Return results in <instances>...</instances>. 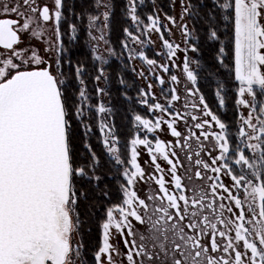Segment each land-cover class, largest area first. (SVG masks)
<instances>
[{
	"label": "snow or ice",
	"instance_id": "6c2138e0",
	"mask_svg": "<svg viewBox=\"0 0 264 264\" xmlns=\"http://www.w3.org/2000/svg\"><path fill=\"white\" fill-rule=\"evenodd\" d=\"M172 2L175 5L176 0ZM179 3L181 22L177 24L176 17L167 14L165 19L180 29L187 44L192 32L183 21L185 16L194 13L189 0H179ZM54 5V9H50L48 4L41 6L37 0H15L14 4L0 0V264H84L83 245L74 242L73 233L80 226L76 211L78 201L81 197L86 199L87 194L77 193L74 180L78 177L98 180L94 175L98 157L86 142L84 147L91 160L78 164L73 120L87 136L92 127L86 121V114L94 111L99 117L98 127L107 153L117 165L124 163L113 126L104 119L111 109L102 101L96 105L91 103L82 64L74 68L80 85L74 93V101L62 90L65 80L59 53L63 50L60 30L63 0H54ZM95 7L98 14L88 15V36L95 41L91 45L92 57L101 64L94 77L99 82L107 79L103 65L108 60L100 52V45L101 42L108 44L105 34L111 12L107 0H95ZM102 7L105 10L99 12ZM214 7L223 13L224 20L233 21L234 80L238 82L236 131L230 132L229 126L209 108L203 95L199 96V103L203 105L204 118L191 115L195 122L193 127L200 130L199 135L189 128V135L182 137L176 124L185 117L171 113L160 103L149 105V112H167L172 119L157 117L153 121L135 115L133 120L148 133L167 125L170 135L177 139L175 143L159 137L153 143L147 136L139 135L131 139L127 160L130 168L125 167L122 173L126 179V184L121 185L123 199L106 211L103 243L94 253L95 264H118L114 256H122L119 264L125 261L126 264H264V99L257 102L258 96H264V0H214ZM137 8V0H127V16L140 31L143 21ZM49 21L55 25V43L45 41L48 47L44 51L57 53L55 70L34 47H19L25 33L30 38L42 39ZM147 21L143 34L159 33L169 60L178 51L185 52L183 73L195 86L197 75L190 68L188 48L181 49L179 44L174 45L164 38L162 27L171 30L168 25H161L158 15H148ZM69 27L76 32L75 25ZM93 30L99 35H94ZM123 31L126 39L121 43L129 51V59L139 58L149 66L155 65L157 61L148 58L144 51L129 48V41L143 45L141 37L127 27ZM217 38V31L210 27L209 39ZM106 51L113 54L111 48ZM191 51H197L195 45L191 46ZM224 53L225 48L220 47L221 64ZM160 67L164 72L169 71L167 64ZM156 78L160 84L165 83L161 77ZM170 79L178 82L176 75ZM148 88L150 91L152 85ZM222 90L223 85L216 91L221 107L225 105ZM187 92L196 94L191 88ZM104 94L105 89L97 86L96 95ZM140 95H146L143 89ZM170 95L169 105L180 99L176 88L170 89ZM141 102L148 103L146 99ZM186 107L195 109L198 105ZM241 108L247 109L246 115ZM201 137L212 146V151L208 152L211 163L199 158L205 150ZM192 138L200 149L195 153V177L203 180L207 172L214 174L207 176V189L186 186L178 172L183 163L175 148L188 149L187 159L191 162L189 141ZM137 146L147 149L151 164L159 173V176L148 177L158 186V191L145 198L135 190L137 181L145 178L144 169L138 163ZM213 152L218 154L213 155ZM158 157L169 165L170 182L165 179ZM222 174L230 178V185L221 180ZM112 229L122 238L123 253L110 243Z\"/></svg>",
	"mask_w": 264,
	"mask_h": 264
},
{
	"label": "trees",
	"instance_id": "16d2710c",
	"mask_svg": "<svg viewBox=\"0 0 264 264\" xmlns=\"http://www.w3.org/2000/svg\"><path fill=\"white\" fill-rule=\"evenodd\" d=\"M113 1V0H112ZM222 1V0H221ZM94 0H63V19L60 23V30L62 33L61 40L63 50L59 53L62 60L61 71L63 72V79L65 84L62 85V90L66 94L75 99L74 93L78 92L79 88L76 86L74 68L77 64H82L85 68L84 78L90 74L92 79L96 75V66L89 67L88 54L82 44L76 41H71L68 37L69 25L73 24L82 31L86 15L93 13ZM192 5L191 11L194 13L188 17L189 23L194 30L195 40L194 44L197 51L194 53L197 67V89L199 93L204 96L205 101L215 111L218 117L229 126L230 132L234 133L236 130V117L237 112L234 106L236 98L237 82L234 80V34H233V21L232 19L224 20L222 12L214 7V0H189ZM110 15V42L116 39L123 41L125 37L124 28H128L126 19V5L124 0H114ZM155 4V5H154ZM156 7L160 12L169 14V4L166 0H143L142 5L139 3L137 14L142 20H146L147 15H152ZM214 28L217 31V39H209V30ZM77 36L78 35L77 32ZM114 36V37H113ZM113 37V38H112ZM79 38V37H78ZM83 39V38H82ZM220 42V45H219ZM120 44V42H119ZM220 47L225 48L223 55V64L219 63L218 53ZM125 60H117L112 58L108 63V85L112 96L113 118L116 128V134L119 142L124 148L127 146L128 138L132 133V118L136 114L137 108L135 104V86L125 91L126 97L119 96L121 81L124 82L125 78L122 76L126 73L125 69L117 68L120 65L126 64ZM120 73L122 75H120ZM90 82V78H86ZM223 85L222 95L225 98V105L221 108L217 105V100L214 91ZM134 95V98L131 97ZM136 107V109L134 108ZM132 112V113H131ZM84 136V132L73 120V141L79 157V163H87L90 161L88 150L84 144L91 142L94 146L93 152L98 157L95 174L99 177L96 182L93 180H86L84 178H76L74 180L77 193L84 191L87 198L81 197L78 201L77 212L80 218V236L84 245L82 255L84 264H95L94 251L99 242L98 235V217L106 208L118 204L121 195L116 186L118 181L117 176L120 173L117 168L112 166V160L100 149V144L95 142L97 138L96 131ZM107 156V159L105 158ZM110 160V161H109ZM117 167V166H116ZM108 174L113 175L115 178L109 180ZM107 193V195H105Z\"/></svg>",
	"mask_w": 264,
	"mask_h": 264
},
{
	"label": "rangeland",
	"instance_id": "374dc122",
	"mask_svg": "<svg viewBox=\"0 0 264 264\" xmlns=\"http://www.w3.org/2000/svg\"><path fill=\"white\" fill-rule=\"evenodd\" d=\"M113 1L107 0V3L110 5V12L112 10V5H113L112 2ZM166 1L169 4V9H170V11H169L170 13L167 15L176 17L177 24H179L181 22L180 21L181 6L179 3V0H176L175 5H173L172 0H166ZM124 2L126 5V10H127V0H124ZM139 3L142 5L140 0H137V4H139ZM93 7H94L93 13H89V14H92V15L98 14L97 9L95 7V0L93 2ZM104 10L105 9L102 7L99 9V12H103ZM153 12L154 13L152 15H158L160 17L161 25L162 26L168 25V28L171 30V31H168L162 27L164 38L168 39L174 45L179 44L181 49L188 48L186 55L189 59L190 68L196 74L198 65H197V63L195 61V57H194L195 52L191 51V46H192V43L194 44L195 35H194V30H193V28L190 25L189 20H188L189 16H185V19L183 21L184 23L188 24L189 30L192 32V35L188 38V43L186 44L185 43V37L182 34V32L180 31V29L178 27H174L168 23V21L165 19V13L160 12L156 7H154ZM89 14L86 15V19L84 21L82 31L79 33V30L76 28V32L73 33L71 31V28L69 27L68 37L71 41H74V40L76 41V39H78V43L79 44L81 43L82 46H84V49L88 54V58H89V65L88 66L91 67V66L95 65L96 68L98 69L99 67H101V64L99 61H95L92 57V54H91V45L94 44L95 41H91L89 36H88V31H89L88 15ZM221 14L223 17V13H221ZM125 15H126V19L128 22V28L131 31H133L136 35H139L141 37V40L144 42L143 45H141V44L133 43V42L129 41V48L135 49L136 51H141V50L144 51L148 58L156 60L157 63L155 65L149 66L145 61H142L139 58L130 60L129 59V51L122 47V43H121L122 40L121 41L119 40V42H120V44H119V42L116 39H114L113 38L114 36H113L112 37L113 40L110 42L109 39H111V37H110V26H109V28L106 30V34H105V39L108 41V44L105 45L103 42H101L100 52H102L104 54V56L108 60V63L112 58H116L118 61L124 60V58H125V60L128 62V63L126 62L127 65L126 64H123V65L118 64L119 66L117 67V68L126 70V73H124L123 75L120 73V75H122L125 78V80L123 83H120V85H119V87H120V90L118 91L119 96L121 98H122V96L125 98L126 97L125 91H127L128 89H131L132 86H135V89H136L135 98L133 95L131 97V99H133V98L135 99V104H136V107H138V108H137L136 114H133V117L135 115L139 114L143 118L151 119L153 121L157 117H163L164 119H172V116H170L167 112L161 113L158 110H154L152 112H149V110H148L149 105H152L155 103H160L166 109H169V111L171 113H173V114L180 113L181 116L185 117V119L179 120L176 124L177 130L182 133V137L185 135L186 136L189 135V131H188L189 128H191L192 131H195L197 133V135H199L200 130L195 129L193 127L194 121L191 120L189 114L193 113L196 116L204 118L203 113L201 111V109L203 108V105H200V103H199V96L201 94L199 93V91L196 92L197 85H195V86L192 85V83L186 79V76L183 73V62H184L185 52L184 51H178L176 53V56L172 57V60H169L168 55H167V49H165L163 47V43L160 39V34L156 33L155 31L149 32L147 35L143 34L144 25H146L148 23L147 17H146L145 21L141 19L143 21V24L140 25L141 30L137 31L136 26H134L132 24L131 20L128 18L127 11H126ZM101 20H102V17H101ZM70 25H73V24H70ZM77 32H78V35L80 34V36H77ZM93 34L99 35V33H97L95 30H93ZM73 36H75V38H73ZM125 39H126V37H124L123 40H125ZM219 45H220V42H219ZM106 48H111L113 50V54L110 55L106 51ZM157 53H160V55H157ZM47 56H49L48 60L52 63L53 70H55V59H56L57 53L55 52V50H53V52L52 53L50 52V54H48ZM59 56H60V54H59ZM173 61H174V63H173ZM61 62H62V60H61ZM108 63L106 65H103L104 70H105V76L107 77V79H108V69H107ZM162 64L168 65V67H169L168 72L163 71V69L160 67V65H162ZM97 69H96V75L98 74ZM141 73H143V76L140 75ZM172 75H176L178 77V82H172L171 81L170 77ZM157 76L161 77L165 81V83L160 84L158 79L156 78ZM86 78H90L91 81L88 82ZM86 78H84V79H85V82L87 85L88 93L92 97L91 103L93 105H96L98 102L102 101L107 108L111 109L110 113H106L104 115V119L107 123H109L111 126H113L114 134L118 138V136L116 134V128H115L114 118H113V108H112L113 104H112V96H111L112 91H110V88L108 85V80L102 78L99 82H97L94 80V78L92 79L90 74H87ZM75 80H76V77H75ZM149 84L152 85V88L150 91L148 88ZM237 85H238V82H237ZM76 86L78 88L80 87L77 80H76ZM97 86L105 89L104 95H102V96L96 95V87ZM172 88L177 89V93H178L180 99L178 101H173L172 104L169 105L168 101L171 99L170 89H172ZM189 88L193 89V91L196 92V94L195 95H189L187 92V89H189ZM141 89H143L146 93V95L144 97H141V95H140ZM217 90H215L214 93H215V97L217 100V105L219 107H221L219 105V102H218V97L216 96ZM221 94H222V92H221ZM245 98L251 99L247 96ZM142 99H146L148 103L147 104L142 103L141 102ZM261 99H264V96H258L257 102H259V100H261ZM235 100H236V98H235ZM192 104H196V105H198V107L195 109H193L191 107H186V105L190 106ZM234 106H235L236 112H237V106H236L235 102H234ZM136 107H134V108L136 109ZM209 108L212 110V112L214 114H216L211 106H209ZM240 110L243 111L245 115L247 114V109L241 108ZM208 119H210V118H208ZM237 119H238V112H237L236 121H237ZM86 121L92 127V131L90 133H88V134H90L89 137L93 136L91 133H94L96 131L97 138H95V142H98L100 144V149H102L104 151V153L108 156V158L110 160H112L113 163H110V164H112L113 167L115 165L114 168H117L116 166H118V165L115 163L114 159L107 153V151L103 145V136H102L101 132L99 131V127H98L99 117H97L95 112L93 111L91 114H86ZM131 127H132V133H131L130 137L128 138L127 146L125 147V150H124V148H122L120 142L118 144V149H119V154L121 156V160L124 161V163L122 164L123 165V169L121 172L122 176H123L122 173H123L125 167L130 168V165L127 164V160L130 157V151H131L130 141L132 138H134L137 135H139L141 138H144L145 136H147L150 140L153 141V143L155 141V138H157V137H159L161 140H163L165 142L171 141L173 143H175V141L177 139V138L172 137L170 135V132L167 128V125H162L161 126L162 130H157L153 133H148L146 130H144L142 128V126L137 125L136 122L132 118ZM236 128H237V124H236ZM205 130H208V129L206 128ZM214 130L218 131V129H214ZM82 131L84 132V129H82ZM201 141L203 142V144L205 146V150L201 151L200 157L202 159H205L206 161L208 160V163H211V157L208 155V152L212 151V146L208 141H203L202 137H201ZM189 143L191 144V153H192V149L200 150L198 143L195 140V138H192L189 141ZM89 144L91 145V149L93 151V149H94L93 144L91 142H89ZM137 150L139 152L138 163L144 169L145 177L147 176V178H148L152 174L159 176V173L156 172L154 166L151 164V158L147 152V149L144 148V146H137ZM175 151L177 152V155L179 156L180 160L185 159L186 154L188 153V149L175 148ZM216 154H218V153L213 152V155H216ZM89 155H90V153H89ZM107 156L105 157L106 159H107ZM173 159H175V158H173ZM90 160H91V155H90ZM157 162L161 165V168L164 169L166 181L170 182L171 176L168 174V171H167L169 168V165L167 164L166 161H164L163 159H161L159 157H158ZM236 171L239 172L238 167L236 168ZM95 172L96 171H94V175L97 176L95 174ZM89 173H90V175L93 174L91 170H89ZM211 175H214V174L211 173L210 171L207 172V176H211ZM78 178H80V177H78ZM84 179H86V178H84ZM92 180L94 182H96V179H92ZM221 180L224 182L225 185L231 184L230 178L227 177L226 175L222 174ZM140 181H142V180H138L137 182H140ZM206 181H207V179H206ZM122 199H123V196L121 197L119 203L122 202ZM113 205H116V204H113ZM113 205H111L109 207H112ZM109 207H107L105 212H102V214H100V216L98 217L99 218L98 219V223H99L98 235H99L100 239H99L98 245H97L94 253L99 249V247L103 243L102 224L106 219V211ZM76 211H77V209H76ZM117 218H118V214H117ZM111 232H112V236L110 237V243H112L114 245V242H115L114 237L116 235L115 229H112ZM73 240H74V242L81 243L83 245V243L81 241V236H80V229H78V231L76 233H73ZM114 246L117 247L116 245H114ZM83 251H84V245L81 248V254L84 256ZM114 258L118 261L117 256H114Z\"/></svg>",
	"mask_w": 264,
	"mask_h": 264
},
{
	"label": "flooded vegetation",
	"instance_id": "af4514ba",
	"mask_svg": "<svg viewBox=\"0 0 264 264\" xmlns=\"http://www.w3.org/2000/svg\"><path fill=\"white\" fill-rule=\"evenodd\" d=\"M7 2L14 4L15 0H7ZM37 2L41 6H43L45 3L48 4L50 9H54V7H55L54 0H37ZM12 18H16V17L13 16ZM47 28H48L47 33L44 35V37L42 39H39V40L36 38H30L27 33L23 34L22 35V43L19 45V47H21V48H23L25 46L34 47L42 57H44L45 59H49V56H47V55L50 54V52L44 51V49L46 47H48V43H45V41H50L53 44L55 43V41H54L55 40V25H54V23L52 21H49L47 24ZM191 115H195V114L190 113L189 114L190 118H191ZM197 151H199V150L192 149L193 159L191 162H189L187 159L188 153L186 154V158L181 160L183 163V167H179L178 172H179V174H181L184 177L183 183L186 186L192 187L194 185H198V186H201V187L207 189V181H206L207 173H206L205 179H203V180L197 179L194 175L195 168H196L195 160L197 159V157L195 156V153ZM199 158L202 159L201 157H199ZM202 160H204L205 162H208V160L207 161L205 159H202ZM122 169H123L122 164L117 166V171L120 173V175L117 176L118 181L116 182V186L118 188V191H119L121 197L123 196L122 191H121V185L126 184V180H125L124 176L121 175ZM188 176H191L192 179L189 180L187 178ZM107 178L109 180H112L115 177L111 174H108ZM135 190L137 191L138 195L141 198H145L149 193H152L154 191H158V187L155 185V183L152 180H149L146 176L144 178V180L136 183ZM149 203H151V202H149ZM225 215L227 216L229 214L225 213ZM133 223H135V222L133 221ZM137 228H139V225H137ZM114 238H115L114 245H116L117 248L120 249L121 253H123L125 251V249H124V244L122 242V238L117 233H116ZM129 239H131V238H129ZM137 239H138V237H137ZM117 259H118V264H119V261L122 259V256L117 257ZM125 264H126V261H125Z\"/></svg>",
	"mask_w": 264,
	"mask_h": 264
}]
</instances>
